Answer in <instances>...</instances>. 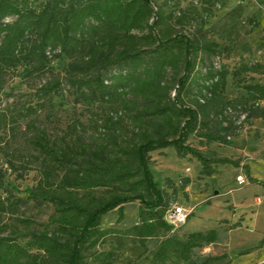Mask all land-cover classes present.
Here are the masks:
<instances>
[{
	"label": "trees",
	"instance_id": "obj_1",
	"mask_svg": "<svg viewBox=\"0 0 264 264\" xmlns=\"http://www.w3.org/2000/svg\"><path fill=\"white\" fill-rule=\"evenodd\" d=\"M199 2L181 8L176 0H0V90L19 67L25 77H40L66 57L65 81L90 115L87 124L76 119L60 136L29 126L39 178L25 192L34 207L52 209L47 222L15 218L26 232L5 235V217L19 213L21 201L1 194L7 171L0 169V264H232L228 255L197 252L227 241L240 223L179 235L165 215L178 192L187 196L190 179L180 189L169 181L168 194L150 171L152 153L168 147L196 161L200 178L213 177L221 166L241 168L240 160L213 147H232L245 125L264 121V64L243 60L233 71L218 65L233 48L213 40L207 20L223 2ZM249 25L246 35L260 27L254 19ZM255 76L263 81H246ZM229 77L239 96L227 95ZM60 87L54 77L38 95L51 99ZM36 112L28 107L24 114ZM8 122L0 113V133ZM2 151L17 171L16 155ZM20 168L23 179L32 161ZM242 168L246 185L264 187ZM136 202L134 226L102 227L114 211L122 224L125 206Z\"/></svg>",
	"mask_w": 264,
	"mask_h": 264
},
{
	"label": "rangeland",
	"instance_id": "obj_2",
	"mask_svg": "<svg viewBox=\"0 0 264 264\" xmlns=\"http://www.w3.org/2000/svg\"><path fill=\"white\" fill-rule=\"evenodd\" d=\"M157 4L164 0H153ZM181 8L190 4H198L199 0H176ZM216 3L213 14L207 20V28L215 42L227 44L233 48L228 58L217 60V64L224 65L233 71L244 61L264 64V1L263 0H222ZM254 19L260 23V27L254 29L250 35H246L250 29L249 20ZM8 19L7 21H12ZM235 28L231 40L229 32ZM69 60L64 57L54 60L49 71L37 77H25L23 69L19 67L15 73L7 76L5 84L0 90V113L7 116L9 125L0 133V169L7 171L4 198L10 194L21 201L20 211L16 215L8 213L5 223L8 225L5 235H9L16 229L25 233L23 226L15 221V218H30L36 223L47 222L52 209L46 205L34 207L27 200L26 188L35 186L38 181L39 160L37 153L29 143V137L33 132L29 128L31 124L48 131L51 136L64 134L67 127L76 119L87 124L90 115L81 104L76 103L75 91L65 81V70ZM56 77L61 81L59 94L51 99L38 95V89ZM246 81L260 82L262 78L255 76ZM226 93L230 97L239 96L242 91L236 86L231 77L228 78ZM44 104V108H39ZM28 107L36 108L37 112L25 115ZM18 114H24L21 117ZM17 120L13 123L12 119ZM235 138V139H234ZM232 139L234 147H213L218 152L235 157L236 160L247 159L253 175L264 181V121L259 120L245 125L244 129ZM196 145L198 141L191 139ZM8 146V148H7ZM2 148L16 155L15 164L17 171L11 169L8 158ZM150 171L155 183L162 187L168 194H172L169 187L170 181L173 187L180 189L185 178L190 179L188 194L185 196L178 192L172 205L183 206L191 211L187 223L177 231L179 235L193 233L217 227L224 220L231 224L241 221V226L229 233L228 240L213 244L209 248L197 252L200 257H220L228 255L232 264H259L264 261V246L259 247L264 241V187L260 185L239 186L236 181L240 170L232 166H221L217 174L211 178H200V167L196 161L179 158L174 147H168L152 153ZM31 160L33 171L18 179L17 175L24 172L20 167L24 161ZM244 170L241 175H244ZM209 191H206L207 186ZM218 193L219 195H215ZM209 197H213L211 203H207ZM261 202L257 204V200ZM139 203H131L125 206V220L117 224V211L110 212L102 218V227L127 230L138 222L137 210ZM192 214V213H191ZM17 216V217H16ZM22 244L28 242V238H20ZM147 264V263H141Z\"/></svg>",
	"mask_w": 264,
	"mask_h": 264
},
{
	"label": "built area",
	"instance_id": "obj_3",
	"mask_svg": "<svg viewBox=\"0 0 264 264\" xmlns=\"http://www.w3.org/2000/svg\"><path fill=\"white\" fill-rule=\"evenodd\" d=\"M236 181L239 186H246L247 184V180L244 175L238 176ZM191 213V211L187 210L183 206L172 205L166 212L165 221L169 225L173 226L174 229H178L187 223Z\"/></svg>",
	"mask_w": 264,
	"mask_h": 264
},
{
	"label": "crops",
	"instance_id": "obj_4",
	"mask_svg": "<svg viewBox=\"0 0 264 264\" xmlns=\"http://www.w3.org/2000/svg\"><path fill=\"white\" fill-rule=\"evenodd\" d=\"M235 139V138H234ZM234 142V141H233ZM232 146L234 147L233 149H235V146H234V143L232 144ZM233 156V155H232ZM235 158V157H234ZM239 160V159H238ZM243 166H248L249 168H250V170H251V167H250V165H248V161H247V159H245L244 157H243V161L241 160V168H237V169H239L240 170V175L242 174V171H243ZM218 171H219V169H218ZM218 171H217V173H218ZM216 173V174H217ZM240 175H238V176H240ZM237 176V177H238ZM251 176L253 177V178H256L254 175H253V173H252V170H251ZM257 179V178H256ZM259 180V179H258ZM207 187V189H206V191H209V188H208V185L206 186ZM185 192H186V194H188V186H187V188H186V190H185ZM215 195H219L218 193H216ZM213 199V197H209L208 198V200H207V203L209 204V203H211V200ZM261 202V200L260 199H258L257 200V204H259ZM191 212H192V208H191ZM191 215H193V212H192V214ZM224 221H227L228 223H229V225H235V224H237V223H240V226H241V221H239V222H237V223H235V224H231V222L230 221H228V220H224ZM223 222V221H222ZM236 229V228H235ZM234 229H232V230H230L229 231V233L231 232V231H233ZM229 233H228V236H229Z\"/></svg>",
	"mask_w": 264,
	"mask_h": 264
}]
</instances>
